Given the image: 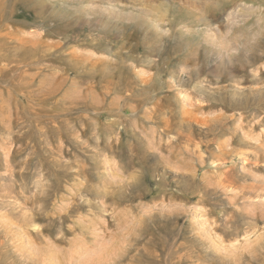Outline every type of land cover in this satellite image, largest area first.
I'll list each match as a JSON object with an SVG mask.
<instances>
[{"label": "rangeland", "instance_id": "1", "mask_svg": "<svg viewBox=\"0 0 264 264\" xmlns=\"http://www.w3.org/2000/svg\"><path fill=\"white\" fill-rule=\"evenodd\" d=\"M0 264H264V0H0Z\"/></svg>", "mask_w": 264, "mask_h": 264}, {"label": "bare ground", "instance_id": "2", "mask_svg": "<svg viewBox=\"0 0 264 264\" xmlns=\"http://www.w3.org/2000/svg\"><path fill=\"white\" fill-rule=\"evenodd\" d=\"M206 2V1H205ZM193 17V15L189 14L188 17ZM187 21H189L188 24H186V27H192V28H197L199 31L196 35H198L199 37H202V35L204 33H207V31L212 28V24L211 22H209V18L208 16H204V15H199V16H195L194 18H187ZM156 26V25H155ZM182 26V25H181ZM184 27L182 26L181 29H183ZM204 28V29H203ZM211 30V29H210ZM213 33V32H212ZM182 34V33H181ZM206 36V35H205ZM208 37V36H207ZM211 40V39H210ZM199 64V63H198ZM184 74H187V72H185ZM187 76V75H186ZM133 105V104H132ZM149 111V110H148Z\"/></svg>", "mask_w": 264, "mask_h": 264}]
</instances>
